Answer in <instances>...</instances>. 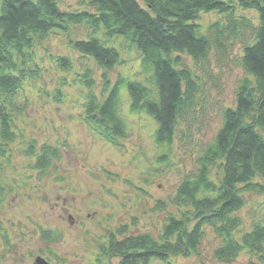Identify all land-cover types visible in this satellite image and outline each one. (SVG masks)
Returning a JSON list of instances; mask_svg holds the SVG:
<instances>
[{
	"label": "trees",
	"instance_id": "trees-1",
	"mask_svg": "<svg viewBox=\"0 0 264 264\" xmlns=\"http://www.w3.org/2000/svg\"><path fill=\"white\" fill-rule=\"evenodd\" d=\"M83 9L61 10L58 0H0V156L17 134L16 121L24 100L25 84L33 83L42 68L35 58L36 45L52 32H67L73 24H86L90 36L69 40L82 59L93 60L103 69L107 93L100 99L93 91L95 81L89 67L71 82H79L84 96V120L105 141L119 145L126 133L120 114L119 85L125 83L130 106L144 110L157 123L156 142L171 145L175 134L180 141L194 140L192 121L196 119L197 99L204 83L196 67L211 71V54L224 57L226 45L235 37L244 44L237 60L245 73L235 89L233 105L224 106L214 138L195 157V170L177 185L170 200V213L156 234L128 233L125 225L109 235L103 253L117 258L116 264H151L158 260L173 264L171 257L199 255L206 228L219 239L212 254L220 262H231L246 252L245 264H264V221L249 230L236 232L242 225L240 210L245 194L264 192V0H84ZM237 7L257 13L234 17ZM201 12L225 14L226 22L214 21L206 29L197 19ZM104 39L123 38L141 54L151 70L150 89L134 80L118 76L110 85L106 73L121 60L119 49ZM63 73L74 70L67 56H53ZM56 99L62 92L55 89ZM61 101V100H60ZM29 147L34 145L30 142ZM36 167L45 170L59 157L49 143L35 154ZM213 169L219 174L211 179ZM158 201L157 204L160 206ZM156 204V205H157ZM119 235V237L117 236ZM42 237L57 238L53 231Z\"/></svg>",
	"mask_w": 264,
	"mask_h": 264
},
{
	"label": "rangeland",
	"instance_id": "rangeland-1",
	"mask_svg": "<svg viewBox=\"0 0 264 264\" xmlns=\"http://www.w3.org/2000/svg\"><path fill=\"white\" fill-rule=\"evenodd\" d=\"M84 0H58L61 10L83 9ZM142 3V0H140ZM246 16L254 23L257 13L237 7L234 17ZM225 14L201 12L197 23L207 28L212 22H226ZM119 49L121 60L106 75L113 84L118 76L141 82L155 96L151 70L142 63L138 50L123 38L104 39ZM90 36L86 24H73L67 32H52L36 45L35 58L43 69L31 84H25L24 100L18 117L17 136L0 156V264H34L42 257L50 264H116L117 258L104 254L109 235L125 225V234H156L168 212H175L170 202L177 185L195 170V157L201 147L214 138L221 110L233 105L235 89L245 73L237 57L244 40L235 37L226 45L224 57L211 54V71L196 67L204 83L198 96L201 107L192 121L194 140L180 141L175 134L171 145L156 142L157 123L144 110H133L125 83L119 85L120 114L126 133L119 145L105 141L83 119L87 92L79 82H71L87 66L95 81L93 91L102 99L107 93L103 69L91 59H82L69 40ZM67 56L74 70L63 73L53 56ZM55 89L62 92L56 99ZM33 144L32 148L28 143ZM49 143L58 148L59 157L45 170L36 167L35 154ZM213 169L211 179L217 181ZM240 210L242 225L236 232L249 230L254 222L264 221V192L245 194ZM161 205L158 206L157 202ZM157 204V205H156ZM53 231L57 238L47 241L43 231ZM119 237V235H117ZM219 239L206 228L199 255L171 257L173 264H245L246 252L231 262L213 257ZM151 264H165L152 260Z\"/></svg>",
	"mask_w": 264,
	"mask_h": 264
},
{
	"label": "water",
	"instance_id": "water-1",
	"mask_svg": "<svg viewBox=\"0 0 264 264\" xmlns=\"http://www.w3.org/2000/svg\"><path fill=\"white\" fill-rule=\"evenodd\" d=\"M34 264H50L48 261L44 260L42 257H36Z\"/></svg>",
	"mask_w": 264,
	"mask_h": 264
}]
</instances>
